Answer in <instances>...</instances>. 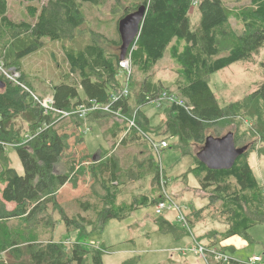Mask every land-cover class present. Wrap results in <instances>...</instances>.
<instances>
[{
    "label": "trees",
    "instance_id": "16d2710c",
    "mask_svg": "<svg viewBox=\"0 0 264 264\" xmlns=\"http://www.w3.org/2000/svg\"><path fill=\"white\" fill-rule=\"evenodd\" d=\"M14 1L27 4L28 15L21 22L14 21L9 15V1L0 0V64L20 74L18 82H14L0 71V81L4 83L0 88V260L10 249L23 245L27 246L28 257L20 264H87L90 256L93 264H101L100 253L81 244L68 246L64 242H55L53 238L46 243L37 240L36 230L53 223L50 208L58 212L69 233L77 231L87 235L90 231L104 229L112 219L123 221L138 210L155 206L162 200L161 194L152 198L141 194L130 202H118V197L129 180H144L149 173H154L153 186L160 188L161 180L168 179L166 172L161 175L158 160L149 158L141 144L142 138H149L148 133L155 135L157 132L141 108L153 98H158L165 89L167 91L163 82L153 79L155 67L167 54L177 67L176 87L180 101L175 99L166 110L164 135L176 137L180 142L194 140L204 144L196 154L189 151V147L178 146L179 142L176 146L183 155L194 157L195 164L189 172L199 179L202 189L211 194L207 207L188 215L192 230L202 221L203 212L211 211L214 214L212 218L227 228L223 233L209 232L206 247L227 253L225 248L218 247L234 236H241L251 244L248 231L264 225V186L250 165V147L241 144V139L233 131L223 136L207 135L206 132L211 126L228 123L231 118L248 111L257 116V127L264 136V81L246 100L227 107L220 106L209 82L211 75L237 62H252L264 49V0H249L248 6L237 11L228 9L223 0H116L118 6L115 11L120 15L116 28L118 34L122 18L137 11L141 5L146 7L141 33L128 52L132 70L144 75L137 108L130 105L131 96L129 92L125 94L121 77L120 34L116 42L97 33L87 41L82 34L87 23L84 4L102 6L108 0ZM195 4L201 13L197 29L192 28L190 19ZM231 19L241 24L242 30H235L230 24ZM46 40L63 44L70 73L64 76L63 83L54 87L50 98L54 102L53 108L70 113L69 117L58 111L46 112L33 99L28 102L30 93L23 87L32 88L22 69L23 62L44 48ZM262 67L264 69V63ZM133 84L134 76L128 89ZM115 94L121 98L112 104L113 114L98 110L80 118L74 113L83 105H108ZM118 110L127 118L134 119L136 127L129 130L128 122H115L109 131L117 140L122 135L121 148L137 144L143 149V157H136L135 166L123 170L112 150L105 149L101 153V149L99 155L83 153L75 171H57L69 152L84 145L82 131L85 121L97 123L103 117L116 118ZM27 111H31L36 119L29 125L28 134L22 135L15 120ZM228 134L233 135L238 148L247 147V150L231 169L213 170L198 154L203 151L207 139ZM163 140L166 139L156 141ZM171 147L169 144L168 148ZM9 148H14L22 163V175L12 167ZM152 152L155 154L153 148ZM68 161V166L71 162L75 165L70 158ZM82 178L92 182L90 193L71 201H76L79 211L70 214L65 209L66 204L59 202V194L63 190L66 198L76 192ZM214 200H219V205L212 204ZM7 203L15 205L13 211H6ZM14 219L19 223L13 222ZM156 222L163 233H172L178 238L188 234L186 229L179 232L164 217ZM51 226L53 231V224ZM208 261L215 262L214 257L210 255ZM123 264H138V259ZM214 264L240 263L231 258L227 263Z\"/></svg>",
    "mask_w": 264,
    "mask_h": 264
},
{
    "label": "rangeland",
    "instance_id": "374dc122",
    "mask_svg": "<svg viewBox=\"0 0 264 264\" xmlns=\"http://www.w3.org/2000/svg\"><path fill=\"white\" fill-rule=\"evenodd\" d=\"M8 1L10 7L9 15L14 21L21 22L27 19V4L14 0ZM223 2L231 11H237L249 5V0H223ZM117 6L116 0H108L102 6L84 4L83 9L86 13L87 23L83 28L82 34L87 41L91 40L92 34L96 33L103 35L109 41H119L120 37L116 28L120 15L115 11ZM197 6L195 4L190 12L191 25L194 29H197L201 23V13ZM230 24L237 31L243 28L234 19L230 20ZM63 50L62 43L46 40L44 48L25 59L22 69L33 88L29 87L30 89H26L30 93L28 102H31L33 99V101L35 100L36 103H39L40 98H50L54 87L64 82V76L70 73V68L65 60ZM262 63H264V49L260 51L259 55L254 57L252 62H237L210 76V86L216 94L221 107H227L231 103L243 102L257 90L258 86L264 81ZM176 68V65L167 54L154 69V81L163 82L167 91L165 89L164 92H161L158 98H151L152 102L141 108L142 112L149 118L151 127L157 128L154 129L157 131L155 132L157 136L155 137L156 134L148 133L149 138H142L141 144L149 158L158 160L161 167V175L163 176L164 172H166L168 179L163 181L166 182L165 188L169 193L167 194L181 206L186 215H191L194 210H199L209 205V195L211 194L204 191L199 179L189 172L190 168L195 164L194 157L183 155L181 149L176 147L179 142L178 146L182 144L184 147H189V151L196 154L204 145L203 141L187 140L180 142L176 137L169 138L166 134L164 135L166 131V110L175 99L180 101L176 87ZM128 76H130V82L131 77L134 76L133 87H129L128 95L131 96L129 102L132 107L135 106L137 108V99L144 75L136 69L131 70V75L128 72L121 73L124 87H126L125 81ZM104 112L107 113L106 111ZM136 112L137 110H135ZM247 112H243L244 116L239 115L237 118H231L230 120L232 121L223 125L211 126L206 134H219L215 136H223L230 131L236 133L239 139H241L240 143L250 147V165L259 182L264 186V156L261 155L264 154V136L257 127V116L251 112ZM35 119L34 114L31 111H27L15 120L16 128L19 129L22 135H26L29 131V125ZM127 119L129 118L124 116H116V118L108 116L99 119L97 123L85 121L84 131H82L84 134H82L85 141L84 145L81 148H74L72 152H69L64 161L57 167V171L64 173L70 172L73 169L75 171L80 158L84 155L83 153L99 155L101 149V153L105 149L112 150L119 158V163L123 170L134 167L137 163L136 157L137 159L143 157V149L137 144L121 148L119 142L124 139H122V135L117 140L112 137L111 131H109L115 122L127 123ZM159 133H162V135L158 136L160 135ZM127 134L128 130L125 135ZM154 138L157 140L166 139L172 147L163 149L160 154L156 152L153 154L150 139ZM74 141L75 139L71 140L70 143L73 145ZM8 153L12 160V167L22 175L24 173L22 163L14 148H9ZM69 158L74 161L73 164L75 165H72L71 162L68 166L66 161L69 162ZM153 177L154 173H149L144 180H129L126 186L122 188L118 202H130L135 196L141 194H147L151 198L153 195L161 194V196H164L162 187L153 186ZM91 184L90 179L84 180L82 178L77 191L73 192V194L64 198L63 195L66 193L63 190L61 191L62 193L60 192L59 202L66 204V211L70 214H76L79 211L76 201H71L88 195ZM212 204L219 205V200H214ZM14 208V204H6V211H13ZM50 211L54 219H56L55 223L53 219V231L52 224L46 227H39L36 230L37 240L46 243L48 242L46 240L53 238L55 242H64L68 246L77 243L81 244L90 251H98L100 253L101 264H123L133 259H138V264H186L187 262L191 264H208L202 256L196 255L195 250L192 248L194 246L192 245L193 239L189 231L187 235L180 238L172 233L159 231L156 222L159 217L156 216L154 206L138 210L123 221L112 219L104 229L90 231L87 235H81L77 231L69 233L58 212L52 211V208H50ZM212 217H214V214L211 211L203 212L202 221L197 223L193 229L194 234L198 238L211 231L225 232L224 223ZM164 218L173 223L179 232L184 229L183 225L176 220L175 213H166ZM13 222L18 224L19 220L14 219ZM248 232L252 239L251 244L241 236L231 237L222 243L223 246L235 247L236 252H233V249L229 248L226 249V252L229 257L235 259L240 264H248V259L255 255H260L264 259V225H258ZM200 243L208 244V240L206 237L205 239L201 238ZM26 247L21 245L10 249L0 260V264H20L28 257L25 250ZM209 263L214 264L215 262L210 261ZM87 264H93L92 256H90Z\"/></svg>",
    "mask_w": 264,
    "mask_h": 264
},
{
    "label": "built area",
    "instance_id": "2783aa9c",
    "mask_svg": "<svg viewBox=\"0 0 264 264\" xmlns=\"http://www.w3.org/2000/svg\"><path fill=\"white\" fill-rule=\"evenodd\" d=\"M2 65L0 64V71L1 74L7 78L8 80L14 81V82H18L19 78H20V74L15 71V70H10V69H4L3 67H1ZM120 68H121V72H128L129 75H131V70H132V64H131V59L129 57V54H127L126 58L124 60H121L120 62ZM126 75V74H125ZM127 85L125 87V94L129 92L128 86L130 83V76H128L127 78ZM24 89H27L25 86H23ZM28 90V89H27ZM121 98L120 95H113L111 98V103L108 105H98L97 103H92L90 107H88L87 105H83L81 106V108L77 109L74 113L75 114H79L80 118H85L87 116L88 113L90 112H94V111H98V110H102V111H106L107 113L113 114L114 112L111 110V106L112 104L116 103L119 101V99ZM175 101V100H174ZM39 103L41 104V107L46 111H58L56 109L53 108V99L52 98H48L44 101H39ZM61 114L64 115V117H69L70 113L67 112H61L58 111ZM116 116H124L126 117L123 113H121V111H116L115 113ZM127 118V117H126ZM128 122V127L129 130L131 127H136L135 125V120L134 119H127ZM157 139H150V144L152 146V148L154 149V151L158 154L161 153V151L164 149H167L169 147V142L166 140L163 141H156ZM161 186L163 188V192H164V196H162V200H160L158 203L155 204L154 208H155V213L157 217H164L166 213H175L176 216V220L178 222H180L183 225V228L186 229L187 231H189V234H192V227L190 225L189 219H188V215L185 214V211L181 208V206H179V204L176 203V201L170 196L168 195L169 193L166 191L165 188V181H163V179L161 180ZM168 193V194H167ZM196 243V242H195ZM194 243V245H195ZM194 250L200 254L208 264V257L211 255L214 257V260L216 263L218 262H222V263H227L230 261L231 257H229V255L227 253H223L218 249H210L208 247H206L203 244H199L197 243L194 247ZM263 263V257L260 256H254L250 259H248V264H262Z\"/></svg>",
    "mask_w": 264,
    "mask_h": 264
},
{
    "label": "water",
    "instance_id": "95a60500",
    "mask_svg": "<svg viewBox=\"0 0 264 264\" xmlns=\"http://www.w3.org/2000/svg\"><path fill=\"white\" fill-rule=\"evenodd\" d=\"M145 14L146 7L141 5L137 11L128 14L119 21L118 30L122 41L121 60L126 58L131 45L139 37ZM2 87H4V83L0 81V88ZM246 150L247 147L238 148L233 135L228 134L220 138L207 139L203 151L198 156L213 170H229Z\"/></svg>",
    "mask_w": 264,
    "mask_h": 264
},
{
    "label": "crops",
    "instance_id": "0c3cea01",
    "mask_svg": "<svg viewBox=\"0 0 264 264\" xmlns=\"http://www.w3.org/2000/svg\"><path fill=\"white\" fill-rule=\"evenodd\" d=\"M225 228H227V226L225 225ZM226 230V229H225ZM209 232H207L206 233V235L208 234ZM191 235V237H192V239H193V244L192 245H194V243H195V245L197 244V243H199L200 244V241H201V238H204L205 239V237H206V235L204 234V236H202V237H197L195 234H194V232H193V230H192V234H190ZM207 239V238H206ZM230 239V238H229ZM208 240V239H207ZM228 240V239H227ZM205 241V240H204ZM224 241H226V240H224ZM223 241V242H224ZM222 242V243H223ZM209 243V242H208ZM222 243L219 245V247L218 248H220V249H234V251L236 252V249H235V247L234 246H223L222 245ZM202 244V243H201ZM206 244V243H205ZM205 244H203V245H205ZM195 245L192 247L193 249H194V247H195ZM195 253H196V255H200V254H198L196 251H195ZM201 256V255H200ZM255 256H260V255H255ZM261 257V256H260ZM250 259V258H249ZM263 262H264V259H263ZM186 264H191V263H189V262H187Z\"/></svg>",
    "mask_w": 264,
    "mask_h": 264
},
{
    "label": "bare ground",
    "instance_id": "6f19581e",
    "mask_svg": "<svg viewBox=\"0 0 264 264\" xmlns=\"http://www.w3.org/2000/svg\"><path fill=\"white\" fill-rule=\"evenodd\" d=\"M220 263V262H219Z\"/></svg>",
    "mask_w": 264,
    "mask_h": 264
}]
</instances>
